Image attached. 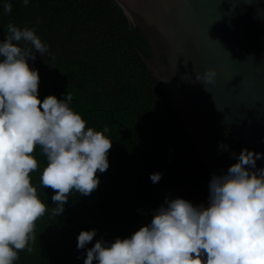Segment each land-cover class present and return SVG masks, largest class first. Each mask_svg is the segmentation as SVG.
<instances>
[{
  "label": "clouds",
  "instance_id": "clouds-1",
  "mask_svg": "<svg viewBox=\"0 0 264 264\" xmlns=\"http://www.w3.org/2000/svg\"><path fill=\"white\" fill-rule=\"evenodd\" d=\"M0 2L11 12L10 0ZM48 48L35 27L15 23L0 40V264H15L21 250L32 252L36 221L48 209L30 175L40 166L35 149L46 157L40 184L54 190L53 216L64 212L73 191L90 195L100 184L97 173L110 166L107 125L88 126L70 92L40 98L39 69L29 61ZM215 76V68L196 73L197 80ZM231 155L237 162L209 181L207 205L165 197L150 223L130 236L88 247L84 264H264V167H257L264 152L244 147ZM162 176L157 171L150 179ZM96 234L82 230L77 247L85 249Z\"/></svg>",
  "mask_w": 264,
  "mask_h": 264
},
{
  "label": "trees",
  "instance_id": "trees-1",
  "mask_svg": "<svg viewBox=\"0 0 264 264\" xmlns=\"http://www.w3.org/2000/svg\"><path fill=\"white\" fill-rule=\"evenodd\" d=\"M10 2L11 12L0 2V40L6 25L15 23L35 27L49 46L43 57L37 53L29 61L39 69L40 98L63 99V94L72 93L74 110L96 130L107 125L113 140L110 166L97 173L99 186L87 196L73 191L57 216L51 214L54 190L40 184L46 157L39 148L34 150L40 166L30 175L48 209L36 221L32 252L21 250L15 264H84L96 236L85 249L77 247V238L82 230L93 229L90 222L100 239L128 237L135 224L182 186L179 197L194 204L208 201L211 176L146 64L151 52L145 36L121 6L115 0ZM157 171L163 176L153 183L150 174Z\"/></svg>",
  "mask_w": 264,
  "mask_h": 264
},
{
  "label": "water",
  "instance_id": "water-1",
  "mask_svg": "<svg viewBox=\"0 0 264 264\" xmlns=\"http://www.w3.org/2000/svg\"><path fill=\"white\" fill-rule=\"evenodd\" d=\"M115 1L145 36L151 52L146 64L210 176L237 162L232 152H264V0ZM209 68L216 69L214 80L196 79ZM221 142L230 147L221 149ZM138 144L143 146L139 139ZM257 167H264V157ZM183 188L168 198L179 197ZM90 224L97 230L95 244L100 233Z\"/></svg>",
  "mask_w": 264,
  "mask_h": 264
}]
</instances>
